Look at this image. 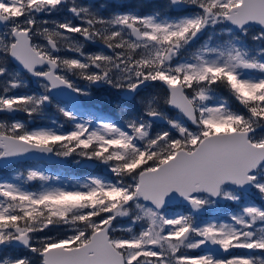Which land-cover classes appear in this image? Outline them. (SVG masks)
Segmentation results:
<instances>
[{
    "label": "snow or ice",
    "instance_id": "6c2138e0",
    "mask_svg": "<svg viewBox=\"0 0 264 264\" xmlns=\"http://www.w3.org/2000/svg\"><path fill=\"white\" fill-rule=\"evenodd\" d=\"M26 76L40 91H20ZM93 86L124 98L119 119L84 107ZM53 104L64 122L31 126ZM52 157L106 172L65 180L41 166ZM10 161L21 168L0 177V264H264V0L107 16L77 0H0V166Z\"/></svg>",
    "mask_w": 264,
    "mask_h": 264
},
{
    "label": "flooded vegetation",
    "instance_id": "af4514ba",
    "mask_svg": "<svg viewBox=\"0 0 264 264\" xmlns=\"http://www.w3.org/2000/svg\"><path fill=\"white\" fill-rule=\"evenodd\" d=\"M77 3H85L91 6H95L96 9L101 11L102 15H109L117 6L124 5V6H132L135 7L137 10L141 12H149L156 9H163L166 0H77ZM103 6V7H101ZM66 14L65 10H61L56 16L50 17V19H63ZM86 51H96L97 48L94 45L86 44L85 45ZM27 80V87L21 89V92H33V91H40L39 86L37 87L35 84V78L25 77ZM77 83L81 86H85V82L77 81ZM158 89L152 88L149 93L155 94ZM143 91V90H142ZM141 91V92H142ZM90 96L81 97V102L85 108L88 110L96 111L101 114H106L110 118L119 119L120 118V111L118 105L122 103L124 98L120 94H118L114 89H111L107 86H93L90 89ZM140 97H137V102L139 101ZM131 107V105H130ZM137 107V106H136ZM174 112H170L169 114L172 115ZM18 118L28 120L29 118L25 116L23 113L16 114ZM55 117V119L59 122H64V118L57 112L54 104L49 105L44 113L41 116L31 118V122L33 125H37L42 121H46L49 118ZM154 125L161 126L160 122H156ZM29 162V161H28ZM31 161L29 163H32ZM44 166L57 170L60 174L68 175V176H77V177H84L88 174H103L106 171L104 168H99V165L96 164L94 168L88 167H79V164H75L71 160L65 161L67 165H60L55 163H49L44 161H39ZM21 163H14L7 166L4 169H0V172L5 171L12 165H19ZM183 205L179 203H174L169 206V211H178L181 210ZM119 225H122V218L118 221ZM21 250L23 249H15ZM234 253V250H233Z\"/></svg>",
    "mask_w": 264,
    "mask_h": 264
},
{
    "label": "rangeland",
    "instance_id": "374dc122",
    "mask_svg": "<svg viewBox=\"0 0 264 264\" xmlns=\"http://www.w3.org/2000/svg\"><path fill=\"white\" fill-rule=\"evenodd\" d=\"M32 84H35L37 87H38V82L35 81V83H32ZM174 114V113H173ZM172 114V115H173ZM57 121L55 119V117H51L49 119H47L46 121H42L40 122L39 124L37 125H33L32 122H31V126H43V125H48L51 121ZM59 122V121H57ZM159 126H156L154 125V128L153 130H158ZM41 164V163H40ZM42 167H45L46 169L50 170L51 172H53L54 174H58L60 175L62 178H64L65 180H72V179H77V178H82V177H77V176H68V175H62L60 174L57 170H53V169H50L46 166H44L43 164H41ZM21 168V164L19 165H12L10 166L8 169H6L5 171L3 172H0V177H8V176H11V175H14L16 171H19ZM99 168H104L102 165H99ZM249 198L250 199H253L255 200L257 203H262L259 199V196L257 193H255L254 191L249 195ZM224 206V207H223ZM237 208V205L231 203V202H225V201H222L221 204H220V210L222 212H226V211H229V210H236ZM172 212V211H170ZM119 223V222H118ZM127 224V221L125 219L122 218V225H126ZM118 226H121L118 224ZM138 230V229H137ZM234 250V253L232 254H235V255H239V254H244L246 250H243V249H233ZM24 252V250H23ZM200 250H194L191 254L195 255V254H199Z\"/></svg>",
    "mask_w": 264,
    "mask_h": 264
},
{
    "label": "water",
    "instance_id": "95a60500",
    "mask_svg": "<svg viewBox=\"0 0 264 264\" xmlns=\"http://www.w3.org/2000/svg\"><path fill=\"white\" fill-rule=\"evenodd\" d=\"M123 98V97H122ZM33 161L31 158L29 159V162ZM41 161H44V162H49V163H55V164H60V165H67V163L65 162V160H61L59 158H56V157H52L50 159H43ZM35 162V161H34ZM14 163H17L16 161H10V162H5L3 166H0V169H4L6 168L7 166L11 165V164H14ZM96 166L95 163L93 162H83L81 164H79V167H88V168H94ZM105 170V169H104ZM106 171V170H105ZM174 204V203H173ZM231 254L233 252V250H230Z\"/></svg>",
    "mask_w": 264,
    "mask_h": 264
},
{
    "label": "trees",
    "instance_id": "16d2710c",
    "mask_svg": "<svg viewBox=\"0 0 264 264\" xmlns=\"http://www.w3.org/2000/svg\"><path fill=\"white\" fill-rule=\"evenodd\" d=\"M151 89H152V88H148V89L143 90V91L141 92V96H147L148 94H150L149 92L151 91ZM218 94H219L222 98L229 100V102L232 103L233 107H237L236 103H235L234 101L231 100V98L229 97L228 93H227L225 90H223V89H218ZM136 106H137V107H136ZM139 107H140L139 103H136V104H135V109H133V110H138ZM158 126H159V125H158ZM159 127H160V126H159ZM223 207H224V206H223ZM9 251H10V253H13V252H14V253H19V254H22V253H23V251H21V250H9Z\"/></svg>",
    "mask_w": 264,
    "mask_h": 264
}]
</instances>
